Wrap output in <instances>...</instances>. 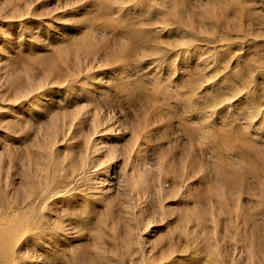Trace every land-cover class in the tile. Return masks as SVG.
I'll return each instance as SVG.
<instances>
[{
    "label": "rangeland",
    "instance_id": "1",
    "mask_svg": "<svg viewBox=\"0 0 264 264\" xmlns=\"http://www.w3.org/2000/svg\"><path fill=\"white\" fill-rule=\"evenodd\" d=\"M0 264H264V0H0Z\"/></svg>",
    "mask_w": 264,
    "mask_h": 264
}]
</instances>
